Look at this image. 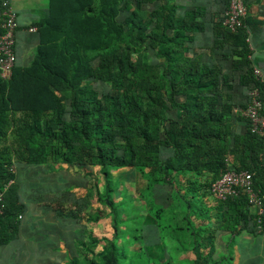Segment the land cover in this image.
Instances as JSON below:
<instances>
[{"label": "trees", "instance_id": "16d2710c", "mask_svg": "<svg viewBox=\"0 0 264 264\" xmlns=\"http://www.w3.org/2000/svg\"><path fill=\"white\" fill-rule=\"evenodd\" d=\"M134 1L136 8L128 15V0H101L100 6L95 0H50L49 17L35 26L34 60L26 68L16 65L10 81L0 79V142L12 129L19 144L15 159H1L0 152L5 201L0 246L15 238L25 211L18 184L10 183L18 180L16 170L28 165L65 164L81 171L99 167L104 177L97 196L113 218L112 237H91L93 244L107 245L99 258L86 255L69 264H200L198 259L178 262L156 254L162 239L174 245L169 253L190 251L205 264H217L211 260L213 251L206 257L201 251L204 245L213 249L214 237L211 212L196 199L201 188L190 183L181 195L174 186L176 176L210 174V185H202L208 190L230 161L231 169L251 172L255 188L264 195V138L251 132L246 119L233 115L235 108H246L250 90L262 87L253 72L247 24L231 33L223 17L220 22L247 67L234 87L233 75L188 56L193 29L202 30L188 21L192 13L176 18L167 3L155 12L160 17L156 24L149 25L143 18L144 0ZM95 84L111 86V92L101 96ZM22 113L27 118L15 121ZM131 168L153 195L147 215L137 210L121 215L118 209L128 207L129 200L113 197L114 172ZM88 181L79 186L87 188ZM159 184L173 189L161 203L155 196ZM63 198L80 212L88 206L85 199ZM214 201L221 212L220 231L232 236L261 233L246 195ZM144 227L154 230L152 238Z\"/></svg>", "mask_w": 264, "mask_h": 264}, {"label": "crops", "instance_id": "0c3cea01", "mask_svg": "<svg viewBox=\"0 0 264 264\" xmlns=\"http://www.w3.org/2000/svg\"><path fill=\"white\" fill-rule=\"evenodd\" d=\"M100 1L95 0V6H100ZM128 2L126 11L128 15H131L136 5L134 0H128ZM245 2L248 8L246 18L247 43L251 51L250 59L253 64V72L255 68L259 69L264 78V0H245ZM167 3L171 8H174L176 18H184L187 13H192L188 21L191 22L193 20V22L200 24L202 28V30L200 28L193 29V40L187 43V47L190 49L188 56L193 57L200 64L216 66L226 75H233L231 84L237 87L239 85V76L247 70V67L241 65L242 57L236 52L235 43L231 44V41H228L230 35L225 36L228 32L220 26L221 19L228 8L229 0H161L160 2L144 0L143 5H141L144 21H147L149 25H155L157 22L156 18L159 17L156 16L155 12ZM49 6L50 0H17L14 3L20 25L17 32L15 50L17 65L21 68L30 66L38 48L37 33L30 32L29 29L32 27L37 28L35 27L36 24L49 17ZM30 55L33 56V59L29 58ZM27 60L31 62L28 61V63ZM248 94L249 92L247 97ZM241 109L243 108L237 107L234 109L233 115L235 118L243 119L236 111ZM241 129V124L237 122L235 126L236 133L239 134ZM228 164L231 165V162L228 161ZM45 166H48L49 170L50 168L55 171L56 168L59 170L56 171L57 175L53 172L49 175H53V179L48 177V180L44 181L42 176H38L41 175ZM22 169V171L16 170L18 180L13 183L18 184V196L20 202L26 205V208L20 215L15 238L8 244L0 246V264H61L67 258L70 259L66 262L70 263L73 259V250L71 251V249H80L79 247H83L84 243L86 248L96 245L91 242V237L100 241L104 238L112 237V234L106 237H98L97 228L94 229L96 225L104 221V218H110L109 210L98 202L97 194L103 191L104 185V177L99 167L81 171L80 168L65 164H43L28 165ZM93 172L96 174V181H99L97 187L101 185V188H97L95 187L96 184H93L87 191L86 188L79 186V182L86 180V178L89 180L90 177L93 179ZM123 172L127 174V179H129V175H132V179L139 182V184L140 181H143L145 189L140 193L139 189L142 186L138 188V194L141 197L143 195L144 199H146L147 192L151 198L153 196L147 190V181L134 168L114 172V190L116 192L113 197L115 201L120 202L122 200L124 196L122 189L126 191L125 197L129 200L128 207L118 209L120 214L124 215L126 210H137L141 214L147 215L148 203L151 198L149 201L145 200L143 202L145 206V210H143L138 203V197L130 193V189L127 186L130 182L127 179H120L116 175ZM176 177L174 186L181 195H184L185 189L189 187L190 183L191 185L196 183L198 188H201L199 190L200 196L196 199L200 200V204L205 205L211 212L213 221L211 228H213L214 234L211 241L214 248L216 247V234H220L224 243L234 245L235 252H229L233 257L235 253L244 252L243 254L246 253L249 257H253L254 259L251 260H254L256 264L259 263L255 259H259L261 264H264V234L252 235L244 232L241 235L232 236L229 233L220 231L218 217H220L221 212L217 209L219 203L215 202L211 197L210 188L207 190L202 186L203 184L210 185L213 179L212 175L203 174L197 178L188 174L177 175ZM157 189L158 195L155 196H157L159 203L166 201L170 192L173 191L171 188L162 187V184H159ZM65 195H70L74 200L78 199V201L85 199L88 201L87 208L80 212V209L74 208L69 201L62 199ZM63 201L65 202L62 206H57L59 205L58 203ZM120 209L123 210V213H121ZM110 219L113 222V218L111 217ZM153 231V229H146L145 234L147 237L152 238ZM172 246L174 245H169V242L162 239L159 246H156L158 249H155L154 252L173 258L174 253L178 252L169 253L167 250ZM248 258L245 260L247 261Z\"/></svg>", "mask_w": 264, "mask_h": 264}, {"label": "built area", "instance_id": "2783aa9c", "mask_svg": "<svg viewBox=\"0 0 264 264\" xmlns=\"http://www.w3.org/2000/svg\"><path fill=\"white\" fill-rule=\"evenodd\" d=\"M15 1L17 0H0V79L6 82L11 80L17 65L15 47L20 25L18 13L14 8ZM247 14L245 0H229L228 8L223 15L224 27L232 33L246 28ZM29 31L36 32L37 28L32 27ZM254 75L262 87L250 90L248 105L236 111L248 121L253 134L264 138V78L257 68L254 69ZM240 193L246 195L250 210L258 217L259 231L264 233V195L255 188L254 175L246 170L235 171L228 164L220 178L212 183L211 197L218 202H225ZM4 210V193H0V215Z\"/></svg>", "mask_w": 264, "mask_h": 264}, {"label": "rangeland", "instance_id": "374dc122", "mask_svg": "<svg viewBox=\"0 0 264 264\" xmlns=\"http://www.w3.org/2000/svg\"><path fill=\"white\" fill-rule=\"evenodd\" d=\"M146 54H147L148 57H151V55H152L151 51L147 52V49H146ZM29 58L33 59V56L30 55ZM29 60H27V62ZM29 62H31V61H29ZM95 88L97 89L98 93L101 96L106 95V94L111 92V86H108V85L95 84ZM14 118L16 119L15 121L19 122L20 120H22L24 118H27V116H25V114L22 113V114H16L14 116ZM18 147H19L18 140H17L16 136L13 134L12 129L11 130L9 129L8 135L5 138H3V140L0 142V150H1L0 152L2 154V158L1 159H3V158L5 159L7 157L6 155H10L11 156L10 159H12V158L15 159V157H13L14 156L13 155L14 154L13 151L16 150ZM10 151H12V152L8 153ZM56 171H59V170H57V168H56ZM56 171L53 168H50V170H49L48 166H45V168H43V172L41 173V175H38V176H42V179L44 181H46V180H48V177H52V179H53V175H51V176H49V175L52 172L55 175H57ZM92 174H93L94 177H93V179H91V177L89 178L90 181L87 184V188H86L87 191H89V187L91 185H93V184H96L95 187H97V183L99 182V181L97 182L96 179H95V176H96L95 172H93ZM116 175L120 179H123V180L127 179V174L125 172L120 173L119 175L118 174H116ZM127 181L130 182V184L127 185L129 187V189H130V193L134 194L136 197H138L139 205L142 207L143 210H145V206H144L143 202L145 200L149 201L151 196L147 192V197H146V199H144L145 197L143 195L141 197L138 194V188H140L139 186H142V188L139 189L140 193L145 189L143 181H140V184H139V182H137V181L132 179V175H129V179H127ZM84 182H86V180H84ZM98 187L101 188V185L98 186ZM122 193L124 194V196H126V194H127L126 191L123 190V189H122ZM120 210H121V213H123V210L122 209H120ZM109 217L111 218L110 215H109ZM110 218H104V221L102 223H99L98 225H96L94 227V229L97 228V232L96 233H97L98 237H106V236H110L111 234H113L112 233V231H113V222L111 221ZM221 238H222V236H220V234H216V245H215L216 247L215 248L213 247L212 250H209L210 247H208L206 245L203 246L204 248L201 251H202L204 257H206L205 255H207L208 252L211 253L213 251V256H212L211 260L214 263L217 262V264H245V262H246V264H249V263L250 264H256V262L251 260V259H254V258L253 257H249L246 253L243 254L244 252H240L239 254L235 253L234 257H231L230 253H234L235 252L234 245L231 244V243L230 244H228L226 242L224 243V241ZM238 241H240V240H238ZM79 248L80 249H75V248L71 249V251L73 250L72 257L79 259V261H81V260L83 261L84 257H86V255H88L89 257H92V258H99L100 254L103 252V250H105V248H107V245L105 246V243L103 242V243H97L96 245H93V246H90V247H87V248L84 247V246L83 247L81 246ZM226 257H227V260H224V258H226ZM246 258H248L247 261L245 260ZM68 259H70V258H67L61 264H69L68 262H66V261H68ZM187 259H191V260L192 259L193 260L198 259L200 264H203V263L205 264V259L201 260V258H199L198 255H195V254H193L190 251H188V252L179 251L178 253H174V255H173V260L174 261H178L179 262V261L187 260ZM231 260H233V261L231 262ZM255 260L259 264H261L259 259H255Z\"/></svg>", "mask_w": 264, "mask_h": 264}]
</instances>
